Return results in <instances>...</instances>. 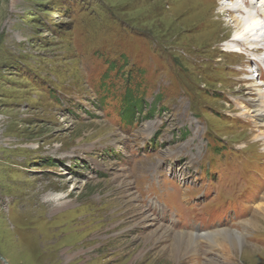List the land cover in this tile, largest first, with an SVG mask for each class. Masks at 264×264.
I'll list each match as a JSON object with an SVG mask.
<instances>
[{"label":"rangeland","instance_id":"rangeland-1","mask_svg":"<svg viewBox=\"0 0 264 264\" xmlns=\"http://www.w3.org/2000/svg\"><path fill=\"white\" fill-rule=\"evenodd\" d=\"M258 1L0 0V264H264V26L235 41L228 7ZM137 88L157 111L122 122Z\"/></svg>","mask_w":264,"mask_h":264},{"label":"bare ground","instance_id":"bare-ground-1","mask_svg":"<svg viewBox=\"0 0 264 264\" xmlns=\"http://www.w3.org/2000/svg\"><path fill=\"white\" fill-rule=\"evenodd\" d=\"M257 4L259 6V9L261 10V12H260L261 13V18H258L254 14L253 11L249 10V8L252 7L251 4H249V8H245V6L242 3H240V2L238 4H232L231 3V5H228V7L235 14L233 17H231V21H232V23L234 25V40L235 41L236 40H239V39H242L243 41H247V39L253 38L254 32L261 27L260 25H263L264 26L263 21H261L262 20V17H263V14H264V0H259ZM239 12H241V13H247V14H251V15H247L246 18H242V17H238V15L236 16V13L238 14ZM262 29H264V28L261 27V30ZM242 40L240 42H242ZM230 47H232L231 44L229 45V48ZM250 47H251V45H250ZM234 52L238 53L237 51H234ZM256 52H258V50ZM237 55L239 57L240 56L241 57L243 56V58H245V60L247 58L246 54L238 53ZM252 61L254 63L255 62L256 63L257 62H260L258 60L255 61L254 58H253ZM257 66H258V64H257ZM259 90L260 89H258V92L260 93ZM261 102H258V103H255V102L252 103L251 102L250 109L249 110H246V113L244 114V116L250 117L251 121L253 123H255V126L258 125L259 127L262 128V129H259V130H260L261 136H263V138H264V108H263V106H264L263 103L264 102L263 103H261ZM258 126H256V127H258ZM49 197H50L49 198L50 201H59V202L63 198V196L60 195V194H53V195H50ZM60 204H61V202H60ZM262 209H264V208H262ZM255 230H257V229H255ZM156 233H157V231H154L153 232V235L154 234L156 235ZM151 235H152V233H151ZM207 238H209L216 245L227 249L229 252H230V248H232V250H235V251L245 250L246 248H244V246L247 245V244H245L242 241V239L239 237V235L237 233H235V232L234 233L233 232H229V231H226V230L219 231V232H216V233H212V234L208 235ZM194 239H196V237H194L191 234L174 235V241L172 243L173 245L171 246V257H172V260H175V263H177L178 258H180L181 257V254L183 253L182 252L180 254L181 249L184 246L187 247L189 244H191ZM247 248H248L247 250H251L253 252H257V250H255L254 248H252V247H250L248 245H247Z\"/></svg>","mask_w":264,"mask_h":264},{"label":"trees","instance_id":"trees-1","mask_svg":"<svg viewBox=\"0 0 264 264\" xmlns=\"http://www.w3.org/2000/svg\"><path fill=\"white\" fill-rule=\"evenodd\" d=\"M103 91H105L108 94L109 89H103ZM156 104L157 101L154 100L152 103L147 105L143 99V94L141 95L138 94V88L135 91L134 90L130 91L129 89H126L123 93V97L121 98L120 104L118 106V114H120V120L123 122V120L121 119L122 112H123L122 117L125 120H130L131 118L134 117L135 114L144 113V109H147L148 114L156 112L157 111L155 107ZM102 106L104 107V104H102Z\"/></svg>","mask_w":264,"mask_h":264},{"label":"water","instance_id":"water-1","mask_svg":"<svg viewBox=\"0 0 264 264\" xmlns=\"http://www.w3.org/2000/svg\"><path fill=\"white\" fill-rule=\"evenodd\" d=\"M4 264H7L6 262H4Z\"/></svg>","mask_w":264,"mask_h":264}]
</instances>
